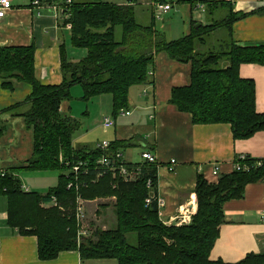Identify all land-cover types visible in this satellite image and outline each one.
<instances>
[{
    "label": "trees",
    "instance_id": "obj_1",
    "mask_svg": "<svg viewBox=\"0 0 264 264\" xmlns=\"http://www.w3.org/2000/svg\"><path fill=\"white\" fill-rule=\"evenodd\" d=\"M40 1L49 4L55 0ZM180 1L195 4V0ZM134 3L73 0L66 23L71 24L73 44L87 48L88 55L71 61L62 47L63 81L58 85L44 84L38 78L34 44L0 46L2 85L10 90L25 83L32 86L26 99L2 111L33 130V151L25 168L61 171L57 185L46 194L24 190L17 175L2 173L0 192L7 196V222L20 234L37 237L41 260L77 250L82 260L115 258L118 264H264V251L248 253L237 262L210 258L225 222L224 204L244 197L249 183L264 179V158L238 157L234 170L220 175L214 183L199 174L194 189L197 211L189 223L177 225L160 218L155 199L147 203L153 190L158 193L156 163H143L134 180L113 177L111 172L97 177L95 166L105 150L98 144L74 143L83 121L61 112L62 102L72 98V87L81 84L85 100L111 94L117 114L128 108L132 86L154 83L149 70L155 55L162 51L174 60L191 63L190 84L175 86L170 103L190 113L194 123H229L234 139L264 131V112L256 106V82L239 71L243 63L264 65V42L240 44L233 37L234 24L248 16L246 12L236 11L233 1H204L212 20L192 21L189 34L169 40L158 34L153 24L139 22ZM256 13H264V7ZM4 122L1 119L0 136L5 131ZM128 143L113 141L108 153L113 156ZM80 161L88 164V174L83 173L84 165L78 189L68 188L70 180H75L69 170ZM78 193L88 200L115 196L116 224L98 227L91 235L79 238L74 216ZM53 197L57 205L50 204Z\"/></svg>",
    "mask_w": 264,
    "mask_h": 264
},
{
    "label": "crops",
    "instance_id": "obj_2",
    "mask_svg": "<svg viewBox=\"0 0 264 264\" xmlns=\"http://www.w3.org/2000/svg\"><path fill=\"white\" fill-rule=\"evenodd\" d=\"M57 1L59 0L53 2ZM152 1H135L133 5L137 9V17L146 18L144 13L148 10L149 24H153L156 32L169 40H177L189 34L192 21L206 23L212 20L206 10L194 9V5L189 2H180L161 19H157ZM200 1H233L236 11L248 14L233 26L235 41L240 44L264 42V13H256L264 7V1ZM12 2L13 7L0 19V46L34 44L38 78L44 84L62 83L61 48L65 49L67 58L75 62L86 58L88 49L73 44L68 22L58 19L48 5L32 6L31 0ZM107 2L124 4L128 0ZM150 71L154 72L149 74L154 83L132 86L128 108L117 114H114L111 94L85 100L81 84L72 87V98L62 102L61 112L83 121V127L74 134L75 144H98L103 140L128 141L130 143L126 147L139 145V151L149 150L156 155L157 192L165 199L160 218L167 223L182 208L190 207L194 213L197 211L194 189L199 174L214 183L220 175L234 170L238 157L264 158V131L247 139H234L229 123L197 124L192 121L190 113L180 111L176 105L171 104L172 89L191 82V63L174 60L167 52L162 51L155 55L154 66ZM239 71L242 77L255 80L257 110L264 112V65L243 63ZM31 91L32 86L28 83L10 90L0 80V121H5V131L0 136V175L9 171L21 179L27 173L19 171L21 168L26 169L31 157L33 130L24 126L21 119H12L2 111L26 99ZM108 106L109 114L106 111ZM128 111L129 114L126 113ZM106 117L112 118L113 125H104ZM97 128L101 129V139L92 137ZM120 150L126 161L144 162L142 157L135 159L136 149L131 148L127 155L125 146ZM172 159L176 160L173 170L170 169ZM215 166L219 167V175L213 174ZM40 174L43 175V171ZM22 186L24 190L31 191L25 184L22 183ZM48 191L49 189H44L39 193L46 194ZM7 209V196L0 192V264H118L115 258L82 260L77 250L62 251L55 259L41 260L38 256L37 237L20 234L18 229L11 227L7 222ZM263 212L264 179L249 183L244 197L228 200L224 204L225 222L220 226V235L210 258L237 262L248 253L264 251Z\"/></svg>",
    "mask_w": 264,
    "mask_h": 264
},
{
    "label": "built area",
    "instance_id": "obj_3",
    "mask_svg": "<svg viewBox=\"0 0 264 264\" xmlns=\"http://www.w3.org/2000/svg\"><path fill=\"white\" fill-rule=\"evenodd\" d=\"M136 0H128V3H134ZM180 0H153V8H154V14L157 19H161L164 14L171 11L177 4H179ZM73 0H59L57 2L46 4L48 7L53 11V14L59 19L68 20L71 15V6L73 5ZM45 3H42L40 0H32L31 5L32 6H43ZM13 7L12 0H0V19L4 18L8 11ZM194 9H201L202 11L206 10V5L204 2L200 0H195ZM67 25L71 27V24L68 22ZM154 72L150 71L149 74L152 75ZM129 114L130 112H126ZM113 120L111 117H106L104 119V125L105 126H111L113 125ZM98 147L105 150V153L98 159L96 168L99 170V173L97 174V177L105 176V174L111 172V175L113 177H116L117 175L121 176L125 180H134L136 179L140 172L143 163H157V157L155 154H153L149 150H144L141 155L144 162H138L134 163L136 165L129 167L127 166L129 161H126L123 157V153L121 150H118L115 155L111 156L108 151H110L111 142L108 140H103L98 143ZM171 163L173 164L170 169H174V164L176 163V160L172 159ZM69 166V163H67ZM86 165L85 169L83 170L84 174H88V167L85 162L80 161L78 164H74L71 166L69 172L72 173L74 177V181L70 180L68 183V188H76L79 187V177L81 173L82 167ZM4 173V172H3ZM219 167L215 166L213 169V174L219 175ZM72 177V176H71ZM152 180L149 179L147 182V185L149 188H151ZM152 199H155L158 204L159 212L165 205V199L160 196L158 193H153L147 198V203H151ZM89 202L88 199L84 198L81 194L76 195V206H75V218L77 220L78 226H79V238L81 236H89L91 235V230L89 228H86L85 223V216H86V203ZM50 204L57 205L58 201L56 197H53V200ZM48 204V205H50ZM63 209V208H62ZM194 212L193 209L190 207H185L180 209L179 213L171 220V222H167V224H177L181 225L184 223H189L192 220ZM262 219L264 221V212L262 214ZM90 231V232H89Z\"/></svg>",
    "mask_w": 264,
    "mask_h": 264
},
{
    "label": "rangeland",
    "instance_id": "obj_4",
    "mask_svg": "<svg viewBox=\"0 0 264 264\" xmlns=\"http://www.w3.org/2000/svg\"><path fill=\"white\" fill-rule=\"evenodd\" d=\"M76 1H90V0H76ZM103 1H127V0H103ZM144 15L146 18L139 17L138 20L142 24H149V13L148 10L145 11ZM111 98V96L109 95ZM109 106L106 108V111L110 112ZM82 116V115H81ZM101 129L97 128L95 130V134L92 136L93 138H99L101 139ZM93 142V140H92ZM93 144V143H92ZM76 145H82V143H76ZM131 148L136 149L134 151L135 153V159L141 158V153L144 151L139 149L141 146L139 145H131L125 147V154L131 150ZM139 151V152H138ZM26 171L24 178L21 176V182L23 185L25 184L31 191H44V189L48 190L52 187H55V185L58 183V178L61 171L58 170H49V171H43V175L40 174V171L37 170H31V169H24L21 168L19 173H22ZM46 173V174H45ZM20 175V174H19ZM49 176L51 178H49ZM116 200L115 196L111 197H101L94 200H89V202L86 203L87 209H86V216H85V223L86 228H89L91 230V234L93 230L96 228H110L113 227L116 224V215L114 211V202ZM92 201V202H90ZM46 206V205H45ZM90 232V231H89Z\"/></svg>",
    "mask_w": 264,
    "mask_h": 264
}]
</instances>
